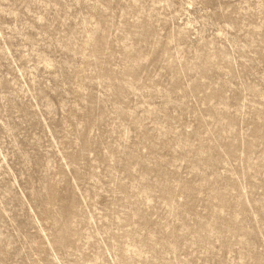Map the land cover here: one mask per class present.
I'll list each match as a JSON object with an SVG mask.
<instances>
[{"label": "rangeland", "instance_id": "rangeland-1", "mask_svg": "<svg viewBox=\"0 0 264 264\" xmlns=\"http://www.w3.org/2000/svg\"><path fill=\"white\" fill-rule=\"evenodd\" d=\"M0 264H264V0H0Z\"/></svg>", "mask_w": 264, "mask_h": 264}]
</instances>
